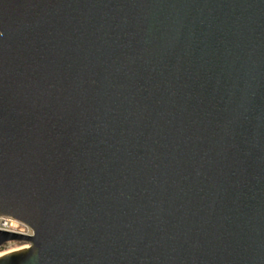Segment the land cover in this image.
<instances>
[{
  "label": "water",
  "instance_id": "obj_1",
  "mask_svg": "<svg viewBox=\"0 0 264 264\" xmlns=\"http://www.w3.org/2000/svg\"><path fill=\"white\" fill-rule=\"evenodd\" d=\"M0 264H264V0H0Z\"/></svg>",
  "mask_w": 264,
  "mask_h": 264
},
{
  "label": "built area",
  "instance_id": "obj_2",
  "mask_svg": "<svg viewBox=\"0 0 264 264\" xmlns=\"http://www.w3.org/2000/svg\"><path fill=\"white\" fill-rule=\"evenodd\" d=\"M0 231L12 233L16 235L27 236V237H30L33 235L32 230L27 225L11 217H5V216H0ZM24 245L22 248L28 247V245L26 244ZM2 247H5V246H2ZM2 247H0V249Z\"/></svg>",
  "mask_w": 264,
  "mask_h": 264
},
{
  "label": "rangeland",
  "instance_id": "obj_3",
  "mask_svg": "<svg viewBox=\"0 0 264 264\" xmlns=\"http://www.w3.org/2000/svg\"><path fill=\"white\" fill-rule=\"evenodd\" d=\"M4 246H5L4 248L0 249V253L6 254V253L18 250L23 247V245H19L17 242L8 243L7 245H4Z\"/></svg>",
  "mask_w": 264,
  "mask_h": 264
},
{
  "label": "trees",
  "instance_id": "obj_4",
  "mask_svg": "<svg viewBox=\"0 0 264 264\" xmlns=\"http://www.w3.org/2000/svg\"><path fill=\"white\" fill-rule=\"evenodd\" d=\"M18 244H19V245H24L23 243H18ZM2 248H4V247H2ZM2 248H1V249H2Z\"/></svg>",
  "mask_w": 264,
  "mask_h": 264
},
{
  "label": "clouds",
  "instance_id": "obj_5",
  "mask_svg": "<svg viewBox=\"0 0 264 264\" xmlns=\"http://www.w3.org/2000/svg\"><path fill=\"white\" fill-rule=\"evenodd\" d=\"M0 255H3V253H0Z\"/></svg>",
  "mask_w": 264,
  "mask_h": 264
},
{
  "label": "bare ground",
  "instance_id": "obj_6",
  "mask_svg": "<svg viewBox=\"0 0 264 264\" xmlns=\"http://www.w3.org/2000/svg\"><path fill=\"white\" fill-rule=\"evenodd\" d=\"M25 246V245H24Z\"/></svg>",
  "mask_w": 264,
  "mask_h": 264
}]
</instances>
